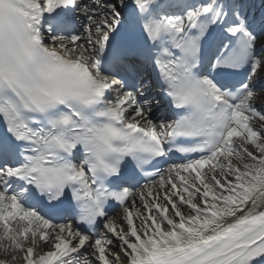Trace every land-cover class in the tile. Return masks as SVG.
Segmentation results:
<instances>
[{
    "label": "snow or ice",
    "instance_id": "obj_1",
    "mask_svg": "<svg viewBox=\"0 0 264 264\" xmlns=\"http://www.w3.org/2000/svg\"><path fill=\"white\" fill-rule=\"evenodd\" d=\"M253 7L0 0V248L23 264H264Z\"/></svg>",
    "mask_w": 264,
    "mask_h": 264
},
{
    "label": "bare ground",
    "instance_id": "obj_2",
    "mask_svg": "<svg viewBox=\"0 0 264 264\" xmlns=\"http://www.w3.org/2000/svg\"><path fill=\"white\" fill-rule=\"evenodd\" d=\"M1 253H3V252H1ZM20 260V258H16V261H19Z\"/></svg>",
    "mask_w": 264,
    "mask_h": 264
}]
</instances>
